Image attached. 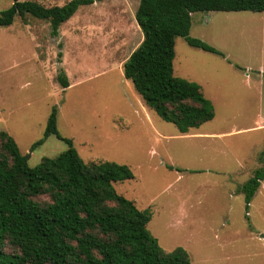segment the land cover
<instances>
[{"label":"rangeland","instance_id":"obj_1","mask_svg":"<svg viewBox=\"0 0 264 264\" xmlns=\"http://www.w3.org/2000/svg\"><path fill=\"white\" fill-rule=\"evenodd\" d=\"M23 1L54 7L72 0ZM12 4L0 0V12ZM139 4L102 0L81 7L57 37L49 22L33 17L0 27V132L36 167L68 149L51 136L31 150L57 107L60 134L74 141L86 163L116 162L133 171L134 179L115 188L152 213L148 229L161 247L185 248L192 264H264V181L248 211L241 191L262 167L264 13L192 15L190 36L222 55L176 41L174 75L198 83L216 111L184 135L124 76L125 62L143 41ZM61 70L67 89L57 79Z\"/></svg>","mask_w":264,"mask_h":264},{"label":"trees","instance_id":"obj_2","mask_svg":"<svg viewBox=\"0 0 264 264\" xmlns=\"http://www.w3.org/2000/svg\"><path fill=\"white\" fill-rule=\"evenodd\" d=\"M99 1L72 0L46 7L36 1L13 0L0 12V27L33 17L49 22L57 37L81 7ZM198 12L264 13V0H140L135 17L143 41L123 67L125 78L146 105L184 135L216 115L213 102L198 83L174 75L179 37L192 47L222 55L190 36L192 15ZM57 79L64 89L70 87L65 71ZM51 136L64 141L68 149L30 167L16 140L0 132V264H192L185 248L161 247L148 229L152 213L140 210L116 190L115 184L135 178L129 166L86 163L74 141L60 134L57 107L32 152ZM259 159L262 167L241 188L247 211L264 181V150Z\"/></svg>","mask_w":264,"mask_h":264},{"label":"crops","instance_id":"obj_3","mask_svg":"<svg viewBox=\"0 0 264 264\" xmlns=\"http://www.w3.org/2000/svg\"><path fill=\"white\" fill-rule=\"evenodd\" d=\"M255 74L257 75V77H261L263 73H262V71H260V72L259 71H256ZM248 77H249V80H251L250 74H248ZM263 85H264V81H263ZM263 122H264V120H263ZM260 125H264V123L261 122L259 124V126ZM192 130H194V129H192ZM202 136H203L202 134H198V137H202ZM205 136H207V134H205ZM208 136H210V135H208Z\"/></svg>","mask_w":264,"mask_h":264}]
</instances>
